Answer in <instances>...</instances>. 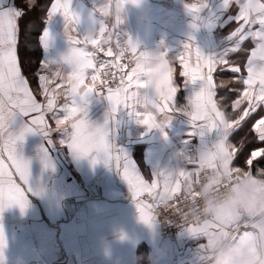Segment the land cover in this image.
<instances>
[{
	"label": "snow or ice",
	"instance_id": "obj_1",
	"mask_svg": "<svg viewBox=\"0 0 264 264\" xmlns=\"http://www.w3.org/2000/svg\"><path fill=\"white\" fill-rule=\"evenodd\" d=\"M128 3L138 0H94L93 12L82 28L84 21L73 10V0H54L45 19L51 21L57 15L63 18L68 49L55 57L34 60L19 55L21 21L44 5L40 0H0V214L13 205L23 211L28 204L31 162L18 152V145L35 133L49 144L53 132L59 133L62 146L77 158H90L93 165L114 163L127 183L139 218L149 226L157 218L154 208L161 205L185 218L188 213L180 204L191 203L198 210L190 196L205 171L224 167L229 172L228 183L243 176L255 186L264 187V0H219L218 26H236L220 40L209 42L211 54L206 55L193 42L194 64L193 43L184 45V52L177 56L182 85L174 80L175 69L168 58L140 51L128 33L127 46L117 42L115 52L110 39L101 40L108 29L105 18L114 11L113 28L121 25V13ZM207 7V0L185 4L194 28ZM233 7L237 9L235 14L225 16ZM203 26L209 27L210 22L204 19ZM40 43L45 51L52 46L48 31L41 34ZM104 44L109 45L107 49ZM25 47L30 50L31 42L25 41ZM128 51L134 66L121 62ZM101 54L107 59H99ZM102 76L112 80L118 77L119 83L115 88L108 86L110 81ZM197 84L198 90L189 89ZM182 89L189 90V95L186 104L180 106L176 97ZM93 96L103 97L110 106L102 125L88 119ZM61 97L63 104L58 103ZM141 107L145 111H139ZM121 109L149 131L159 127L157 115L149 109L165 118L181 112L192 126L189 137H199L200 145L177 153L174 165L154 169L149 182L136 162L108 140L112 131L109 122L116 121ZM49 114L55 128L46 118ZM246 125L247 132L237 135ZM41 161L45 167L51 166L46 151ZM181 161L194 168L185 169ZM145 194L151 202L143 199ZM221 227L226 228L225 235L239 251L249 245L256 224L247 217L233 221L229 213L220 210L213 219L184 230L193 237L205 238ZM241 228L245 229L242 233ZM4 244L0 226V248ZM207 248V242L200 245L203 264L209 262Z\"/></svg>",
	"mask_w": 264,
	"mask_h": 264
},
{
	"label": "crops",
	"instance_id": "obj_2",
	"mask_svg": "<svg viewBox=\"0 0 264 264\" xmlns=\"http://www.w3.org/2000/svg\"><path fill=\"white\" fill-rule=\"evenodd\" d=\"M194 2L199 0H138L136 4L128 3L121 13V25L113 28L114 11L105 18L108 29L101 40L110 39L115 52L118 37L124 38L127 44L125 33H128L139 44L140 51L154 56L164 55L177 69L180 66L179 62L176 66L177 56L182 52L172 49V41L178 38L171 32L176 26L194 22L185 8L186 3ZM207 4L198 24L200 28L192 33L203 52H207L204 49L203 20L210 21L209 13L220 10L219 0H207ZM72 6L82 16L84 23L81 27H86L88 15L94 9V0H73ZM218 21L210 22L218 26ZM63 26V18L59 15L46 21L43 32L51 34L52 46L45 51L40 43L42 58L55 57L67 51L68 41ZM228 27L218 26L213 35L221 39L229 32ZM179 37V40L186 39ZM108 46L103 45L105 49ZM88 82L91 83L90 79ZM32 87L35 89L36 85ZM182 90L184 97L179 98V92L176 97L180 106L186 104L189 95L187 90ZM38 99L43 100L42 97ZM58 103H64L63 97ZM138 110L145 111L142 107ZM149 111L157 115L159 127L149 131L127 110L121 109L116 121L109 122L112 131L108 140L132 158L141 174L151 182L154 169L174 165L176 154L199 147L200 138L189 137L192 126L183 113H173L171 118H165L154 109ZM109 112L110 106L103 97L90 98L88 119L91 123L102 125ZM46 118L55 128L51 114ZM61 139L59 133L53 132L52 143L49 144L43 136L35 133L27 135L23 144L18 145V152L31 162L29 184L32 192L23 211L13 205L0 214L5 239L3 248H0V264H203L200 245L207 242L206 238L184 232L175 242L164 239L155 220L149 226L139 218L127 183L114 163L101 161L93 165L90 158H77L60 144ZM45 151L51 161L49 167L41 161ZM181 166L189 171L194 168L184 161H181ZM216 169L228 172L224 167ZM240 186L253 194H264V187L255 186L244 177L238 179L235 190ZM146 195L143 199L147 201ZM244 230L241 228V233ZM208 264H211L210 260Z\"/></svg>",
	"mask_w": 264,
	"mask_h": 264
},
{
	"label": "clouds",
	"instance_id": "obj_3",
	"mask_svg": "<svg viewBox=\"0 0 264 264\" xmlns=\"http://www.w3.org/2000/svg\"><path fill=\"white\" fill-rule=\"evenodd\" d=\"M222 179V173H214L207 178L200 188L198 210L190 207L189 213L197 221L201 218L205 221L213 219L218 211L223 210L231 215L233 221L250 218L255 222L256 229L249 245L238 251L237 245L225 235L226 228L221 227L205 237L208 243L206 255L211 264H264V194H253L240 186L235 192L230 191L221 197L211 195Z\"/></svg>",
	"mask_w": 264,
	"mask_h": 264
},
{
	"label": "built area",
	"instance_id": "obj_4",
	"mask_svg": "<svg viewBox=\"0 0 264 264\" xmlns=\"http://www.w3.org/2000/svg\"><path fill=\"white\" fill-rule=\"evenodd\" d=\"M117 42H119V44L122 47L127 46L125 39L120 37V36L118 37ZM131 56H132V53L130 51L126 52L125 58L121 62L125 63V64H130ZM99 59H107V58L104 56H102V57L100 56ZM101 79H108L110 81L108 86H111L113 88L116 87L119 83L118 77L116 80H112L111 77H103L102 76ZM97 87H98V90H103L100 88V85H98ZM214 173H222L223 179L212 190L211 195H214L216 197H221L230 191L234 192L235 186L238 183V179H234V180H232L231 183H228V179H229V173L228 172L223 173L216 168L205 171L200 178L199 184H197V188H196L195 192L192 193L190 196V200H192V199L195 200L196 206H198V204H199L198 197L200 195V188H201L202 184L207 180V178L210 175H212ZM225 185H227V186H225ZM145 198L147 199V201L151 202L150 196L146 195ZM170 203H172V202H170ZM179 207L183 208L184 211L188 213L186 218L181 216V215L176 214L171 208H165L163 205L158 206V207L154 208V210H153V214L157 216L155 221L160 228L162 237L164 239L170 240L172 242L177 241L179 239V237L184 232H186L184 230V228L203 222V218H201V220L197 221L189 213L190 207L195 208L191 203H182L179 205Z\"/></svg>",
	"mask_w": 264,
	"mask_h": 264
},
{
	"label": "trees",
	"instance_id": "obj_5",
	"mask_svg": "<svg viewBox=\"0 0 264 264\" xmlns=\"http://www.w3.org/2000/svg\"><path fill=\"white\" fill-rule=\"evenodd\" d=\"M53 1L54 0H40V4L44 5V7L38 8L37 10L31 12L27 17L24 18V20L21 21L22 31L20 34V44L18 52H20L22 58H27L29 56L33 57L34 60L42 58V47L40 45V37L46 26L47 20L45 18L47 8L50 7ZM29 27H31V31L28 30ZM25 41L31 42L32 47L30 50L25 47ZM32 85H35V83H33ZM240 87H242V85ZM183 97L184 92L183 90H181L179 92V98ZM244 132H247V125L237 135H241ZM233 139H235V137Z\"/></svg>",
	"mask_w": 264,
	"mask_h": 264
},
{
	"label": "rangeland",
	"instance_id": "obj_6",
	"mask_svg": "<svg viewBox=\"0 0 264 264\" xmlns=\"http://www.w3.org/2000/svg\"><path fill=\"white\" fill-rule=\"evenodd\" d=\"M213 9L214 8H212V10ZM220 11L221 10H219V8H218L214 12L209 13V16H207V17L209 18L210 21H214V22H215V20L218 21L217 18H219L218 15H219ZM236 11H237V9L235 7H233L230 10V13L235 14ZM228 15H231V14L228 13ZM235 26H236L235 23L230 24V26L227 28V31L228 30L231 31L232 28H234ZM199 28H200L199 25L194 28L193 27V23H186V24L184 23L181 26H176L175 30H172L171 34H172V36H175L178 39L175 40V41H172V49L175 50V52H184L183 47H184V45L186 43H193V42L195 43L194 34H192V33H195L196 29H199ZM217 28H218V26H215V23L211 24V22H210V26L209 27L203 26V32H204V37H205L204 49L207 51V52H204V53L206 55L211 54V52H212V50H211L212 48L209 46V42L210 41H218V40H220L215 35H213V30L215 32ZM179 36H184V37H186V39L179 40V39H181V37H179ZM194 43H193V47H192V53H195V44ZM191 62L193 64L195 63V56H193V55H191ZM177 64H178V61L176 63V66H177ZM130 66H131V64H130ZM180 71H182V68L180 66H177V69L175 68L174 79L179 84H182V78L179 75ZM189 89L190 90H198V85H190ZM187 91L189 92V90H187ZM157 226H158V224H157Z\"/></svg>",
	"mask_w": 264,
	"mask_h": 264
}]
</instances>
